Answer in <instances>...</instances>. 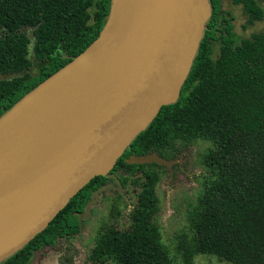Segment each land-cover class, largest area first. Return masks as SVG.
<instances>
[{"label":"trees","instance_id":"trees-1","mask_svg":"<svg viewBox=\"0 0 264 264\" xmlns=\"http://www.w3.org/2000/svg\"><path fill=\"white\" fill-rule=\"evenodd\" d=\"M231 1L243 7L248 25L264 19V0ZM210 3L212 16L179 99L162 107L108 175L92 179L46 229L0 264H29L43 249L70 251L88 216L87 204L104 186L100 199L133 191L134 204L128 227L115 222L101 227L89 262L177 264L158 223L156 188L162 170H169L127 159L150 153L178 159L182 147L199 140L210 143L204 155L208 175L189 214L194 233L179 237L183 264H197L200 254L233 264H264V32L238 38L222 0ZM112 6L113 0H0V117L88 51Z\"/></svg>","mask_w":264,"mask_h":264},{"label":"water","instance_id":"water-1","mask_svg":"<svg viewBox=\"0 0 264 264\" xmlns=\"http://www.w3.org/2000/svg\"><path fill=\"white\" fill-rule=\"evenodd\" d=\"M211 16L210 0H113L95 44L0 117V262L108 175L179 99ZM181 160L150 153L127 162L165 166L172 179Z\"/></svg>","mask_w":264,"mask_h":264},{"label":"rangeland","instance_id":"rangeland-1","mask_svg":"<svg viewBox=\"0 0 264 264\" xmlns=\"http://www.w3.org/2000/svg\"><path fill=\"white\" fill-rule=\"evenodd\" d=\"M222 3L223 10L234 17L232 23L238 38H250L253 33L264 32V19L248 25L247 16L241 5L233 4L231 0H222ZM262 7L264 9V2ZM27 31L29 35L32 34V29ZM218 55L219 44L215 47V57ZM37 72L38 67L34 63L31 73L36 74ZM10 77L12 75L1 76V78ZM209 147L210 143L204 140L182 147L183 152L179 156L182 160L181 163L176 164L173 178L170 179V171L162 170V179L156 188L160 199L158 223L162 240L170 247L171 256L177 264H183L181 254L177 250L179 237L185 233L192 236L194 233L189 214L201 192L204 177L208 175V170L204 165V155ZM149 169L153 170L154 167H149ZM132 195L133 191H129V194L120 191L105 195L102 199L99 198L97 206L90 210V215L85 217L82 231L70 242L74 251L72 249L67 251L63 247L52 251L43 249L29 264H64L62 257H72L71 264H91L88 257L101 227L114 222L121 229L129 226L127 216L134 204ZM195 261L197 264H233L229 261H221L215 255L207 254L196 256Z\"/></svg>","mask_w":264,"mask_h":264},{"label":"flooded vegetation","instance_id":"flooded-vegetation-1","mask_svg":"<svg viewBox=\"0 0 264 264\" xmlns=\"http://www.w3.org/2000/svg\"><path fill=\"white\" fill-rule=\"evenodd\" d=\"M67 260H68V258H67ZM71 263V262H70Z\"/></svg>","mask_w":264,"mask_h":264}]
</instances>
